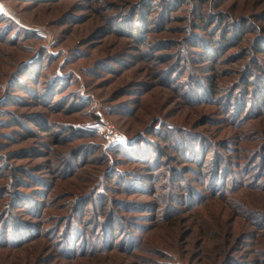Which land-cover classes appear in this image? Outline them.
Listing matches in <instances>:
<instances>
[{"label": "rangeland", "instance_id": "rangeland-1", "mask_svg": "<svg viewBox=\"0 0 264 264\" xmlns=\"http://www.w3.org/2000/svg\"><path fill=\"white\" fill-rule=\"evenodd\" d=\"M260 35L264 0H0V264H264Z\"/></svg>", "mask_w": 264, "mask_h": 264}, {"label": "trees", "instance_id": "trees-1", "mask_svg": "<svg viewBox=\"0 0 264 264\" xmlns=\"http://www.w3.org/2000/svg\"><path fill=\"white\" fill-rule=\"evenodd\" d=\"M220 15H221V18H220V22H221V20H223L224 18V15L222 14V13H220ZM244 18H248V17H241V18H239L237 21H235V22H232L231 24H234V25H237V24H240V26H242V29H247L246 28V26L243 24V22L245 23V24H248V20H244ZM219 22V23H220ZM215 23H217V20H215ZM231 24H230V27L229 28H225L226 30H231L232 29V27H231ZM248 25H250V24H248ZM13 32V31H12ZM239 34V33H238ZM240 36H241V34H240ZM262 38V39H261ZM264 39V35H260V40H263ZM209 42H210V47L211 48H215L216 46H217V41H213V40H208ZM213 41V42H212ZM213 45H215V46H213ZM260 48H261V50H262V52H264V40H263V45H261V46H259ZM261 76H264V75H261ZM251 77V76H250ZM264 84V83H263ZM261 90V86H258V84H255V90H254V92H255V95H254V100H255V102H254V105L251 103L252 101H253V99L252 98H249V95H244L245 93H243V95H242V97L241 96H239V97H234L233 95H232V93H230V94H226L225 95V103H226V105H227V112H226V115L228 116L229 114H228V111L231 109V107H233L232 109H233V111H232V116L235 118V119H238L240 116H237L238 115V113L240 112V111H243V112H248V110H251L252 109V107L251 106H254V108H256V106H258V105H256L258 102H259V95H258V92ZM263 91H264V89H263ZM246 92V91H245ZM262 92V91H261ZM239 94H242V92L241 93H239ZM247 94H249V93H247ZM263 95H264V93H263ZM246 97H248L249 99L247 100V99H245ZM221 101H222V99H221ZM220 101V102H221ZM247 110V111H246ZM165 141L166 142H168V144H170V139H165ZM184 142L185 143H189V140H187V139H184ZM171 145V144H170ZM189 145L191 146V144L189 143ZM134 148V147H133ZM204 148V146L202 147V149ZM174 150H176L177 151V148H176V146L173 148ZM153 149H150V151H152ZM178 150L179 151H177V152H180L181 150L182 151H187L188 153H190L191 154V150H185L183 147H178ZM197 152H199V151H197ZM196 152V153H197ZM158 155V154H157ZM237 158V157H236ZM262 163L264 164V154H262ZM235 160V161H234ZM231 164H234V166H236V167H234V168H237L236 170H242L244 173H245V169H248L247 168V166H249L250 165V163H247V161L245 162L244 161V164L243 165H241V162L242 161H239V159H232V161H229ZM212 166H216L214 169H210L209 170V173L210 174H208V178H207V181L208 180H210V181H214V180H216V182H218L219 184H220V187H219V191L218 192H214V195L215 196H219V195H221V194H223V193H225V192H223V190H225L224 188V186L225 185H227V180H228V175L230 174V170H232L231 168H229L230 170H227L225 167H222V166H220L219 164H218V162L217 161H213L212 162ZM200 165H201V163H200ZM218 166V167H217ZM210 167H211V165H210ZM262 167H263V169H264V166L262 165ZM218 168V169H217ZM246 174V173H245ZM263 176H264V171H262L261 172V179L263 178ZM206 181V182H207ZM205 182V185H207L208 183H206ZM261 183L262 184H264V179H262V181H261ZM118 229L116 228V226L114 225V220H112L111 221V236L112 237H114L115 235H114V232H116ZM119 231V230H118Z\"/></svg>", "mask_w": 264, "mask_h": 264}]
</instances>
